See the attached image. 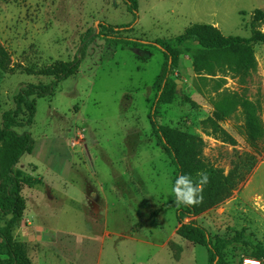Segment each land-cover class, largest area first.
<instances>
[{"label":"rangeland","instance_id":"rangeland-1","mask_svg":"<svg viewBox=\"0 0 264 264\" xmlns=\"http://www.w3.org/2000/svg\"><path fill=\"white\" fill-rule=\"evenodd\" d=\"M138 3L135 15L124 0H0V47L12 69L0 68L1 112L15 108L22 87L52 82L42 69L81 59L53 95L36 99L33 123L16 129L35 141L16 170L36 183L23 188L26 209L12 229L14 241L31 264H209L206 247L177 233L171 194L177 169L150 121L164 41L178 64L168 74L174 98L158 106L157 122L199 136L206 163L225 175L236 169L243 179L223 202L185 220L225 243L227 264L263 262L253 255L264 248V136L251 146L242 110L221 123L235 144L203 122L213 113L212 99L227 91L257 102L264 123V44L251 43L258 67L241 83L227 67L198 74L194 57L205 48L176 39L207 24L249 40L253 22L264 33V0ZM100 23L121 27L120 39L97 36L108 33ZM4 184L0 178V194Z\"/></svg>","mask_w":264,"mask_h":264},{"label":"trees","instance_id":"trees-1","mask_svg":"<svg viewBox=\"0 0 264 264\" xmlns=\"http://www.w3.org/2000/svg\"><path fill=\"white\" fill-rule=\"evenodd\" d=\"M124 1L129 5L130 10L137 15L138 0ZM256 13L263 15L260 10H257ZM99 26H104L108 33L101 32L97 36L120 39V36H115V33L121 32L123 30L121 27L102 23ZM122 39L127 42L132 41L127 37ZM176 40L181 42L192 40L205 48L204 51L196 52L194 57L198 74L204 71L209 75H214L217 71L227 67L240 78L241 83H245L258 67L251 43L260 42L264 44V33L257 28L255 22L252 23V37L249 40L239 36L225 37L211 25L195 24ZM158 44L163 48L166 63L158 78L157 98L150 113L153 131L177 169L175 179L180 174H191L196 179V173L201 170L206 171L209 175V182L204 187L202 203L194 207H177L174 201L176 217L180 224L177 233L191 243L206 247L209 253V264H227L221 254L225 243L223 241L214 243L206 228L195 221H186L185 219L197 216L198 213L223 202L236 190L243 179H238L236 169L225 175L223 170L206 163L203 158L204 141L199 136L162 126L157 122L158 106L162 103H170L174 98L175 85L169 80L168 74L178 64V56L172 48L164 41ZM80 63L81 59L76 58L70 62H55L42 69V74L53 77L50 84L26 85L15 96L14 109L1 112L0 108V178L5 182L0 194V264H31L19 251L12 235V229L26 209L25 199L22 196L24 186L32 187L36 183L33 178H22L16 170L21 159L25 155L32 154L35 141L31 133H19L16 129L33 123L36 114V99L53 95L62 80L78 72ZM10 64L9 53L0 47V68L4 71H12ZM211 104L213 113L203 122L206 129L223 142L235 144L234 138L222 127L221 123L238 110H242L247 140L251 146L256 147L257 142L264 136V123L260 114L261 106L257 102L252 101L245 94L224 91L212 99ZM9 215L12 218L6 225H2L4 217ZM256 249L253 257L262 259L264 264V248L257 247Z\"/></svg>","mask_w":264,"mask_h":264},{"label":"clouds","instance_id":"clouds-1","mask_svg":"<svg viewBox=\"0 0 264 264\" xmlns=\"http://www.w3.org/2000/svg\"><path fill=\"white\" fill-rule=\"evenodd\" d=\"M196 179L191 174H180L171 186V194L175 198L177 207H194L203 202L204 187L209 182L206 171H198ZM249 264H259V261H250Z\"/></svg>","mask_w":264,"mask_h":264},{"label":"built area","instance_id":"built-area-1","mask_svg":"<svg viewBox=\"0 0 264 264\" xmlns=\"http://www.w3.org/2000/svg\"><path fill=\"white\" fill-rule=\"evenodd\" d=\"M250 261H259V264H263L262 261L253 258H244L242 264H249Z\"/></svg>","mask_w":264,"mask_h":264}]
</instances>
